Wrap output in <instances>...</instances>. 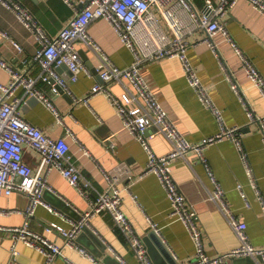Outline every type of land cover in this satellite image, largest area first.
<instances>
[{"label": "crops", "instance_id": "obj_1", "mask_svg": "<svg viewBox=\"0 0 264 264\" xmlns=\"http://www.w3.org/2000/svg\"><path fill=\"white\" fill-rule=\"evenodd\" d=\"M20 1L33 13L50 37L57 36L75 15L73 7L64 0ZM195 4L198 10H202L205 0H195ZM78 8L81 9L82 5ZM225 22L231 37L264 77V14L254 8L248 0H238L225 17ZM88 33L117 66L126 68L133 64V52L121 40L108 20L95 19L89 25ZM206 35V32L201 30L191 34L188 39L193 42ZM213 41L218 46L217 52L206 42L192 44L188 50V58L202 84L208 88L209 96L214 106L221 111L226 125L240 128L243 151L247 153L253 176L249 174V168L242 159V151L230 139L208 146L204 154L216 180L225 191L227 206L245 223L253 245L264 248V210L257 194L259 190L264 198V128L260 122L249 118L246 105L240 94L232 88L229 75L237 82L245 100L258 118H264V97L247 76L241 57L236 54L224 34H215ZM13 42H18L23 50H18ZM76 45L80 52L88 56L90 65L93 64L98 71L99 58L94 50L82 41ZM39 47L40 43L33 32L13 11L0 4V56L18 70L38 77L41 66L35 61L34 55ZM84 62L89 72H81L79 80L71 84L72 94L65 92L68 97L58 91L54 92L48 84L38 83L61 113L62 122L42 100L32 96L24 97L20 106L22 116L42 128L52 138H61L70 130L72 135H67L66 138L70 153L83 175L100 190L109 188L106 173L114 177L119 188L124 189L123 210L139 237L143 239L153 229L152 222L156 223L157 232L173 253L175 262L189 264L196 254L195 243L182 220L169 217L170 201L159 178L155 174H144L148 154L141 142L126 129L117 109L106 94L93 96L89 104L75 101V98L87 96L99 81L96 72ZM141 70L187 140L194 144L201 143L220 131L218 117L202 103L197 91L189 84L179 58L145 63ZM59 72L69 80L71 72L67 67L60 68ZM10 79V73L0 65V84L6 85ZM125 83L130 86L126 79ZM111 89L117 95L124 91L121 84H113ZM15 96L23 97L24 91L20 89ZM150 133L151 130L146 135ZM150 144L158 155H165L173 149L172 142L163 135L152 139ZM39 160L34 150L26 148L25 161L28 164L35 168ZM173 174L181 192L198 212L206 253L217 256L237 247L239 240L230 227L223 204L212 199L215 186L198 155L190 151L185 158L175 160ZM252 177L256 185L252 184ZM48 179L55 192H45L44 201L59 213L39 206L30 218V226L34 231L63 245V235L57 230L48 233L47 228L52 223L69 226L70 220L78 221L79 215L90 210V204L58 170H52ZM239 185L242 186L241 190ZM127 187L131 193L125 190ZM57 198L64 200L70 211L66 205H61ZM28 204L29 198L25 194L0 196V210L6 211V214L0 213L2 264H7L12 257L14 239L11 229L25 224L27 217L24 211ZM89 223L90 228L108 246L103 256L97 255V252L103 253L102 247L94 242L91 236L86 235L81 241L77 238V244L85 249L90 257L84 256L77 249L65 248L64 254L56 256L52 264H68L67 259L78 264H105L106 256H112L122 264H138V257L131 249L128 238L110 213L98 214L91 218ZM17 249L20 264H48L42 252L24 242H19ZM159 253L163 257L162 264H171L162 252ZM258 261L259 259L252 257H239L229 263L259 264Z\"/></svg>", "mask_w": 264, "mask_h": 264}, {"label": "built area", "instance_id": "obj_2", "mask_svg": "<svg viewBox=\"0 0 264 264\" xmlns=\"http://www.w3.org/2000/svg\"><path fill=\"white\" fill-rule=\"evenodd\" d=\"M64 1L73 7L75 15L57 36L50 37L33 13L20 0H0V4L13 11L39 41L40 47L34 59L41 66L39 76L33 77L25 71L18 70L0 56V65L11 75L8 84H0V196L21 193L29 198V204L24 211L27 217L25 224L22 227L11 229L14 243L11 251L12 257L7 264H20L17 259L19 242H24L42 252L48 264H52L56 256L63 255L65 248L77 249L84 256L90 257L85 249L78 246L77 238L83 226L90 225L91 218L105 212L113 216L120 230L128 238L131 249L138 257V264H154L146 245L123 210L124 189L119 188L116 179L106 173L109 188L100 190L83 175L74 161L66 139L67 135H72L70 130H67V134L61 138H52L42 128L28 122L22 116L20 106L24 97L32 96L42 100L62 122L61 113L38 86V83L43 82L50 85L54 92H57L56 86L59 85L65 92L72 94L71 84L79 80L81 72H89L76 45L79 41L92 48L99 58L97 70L102 82H96L87 96L75 98V101L89 104L93 96L106 94L117 109L126 129L141 142L148 154L144 174H155L159 178L170 201L169 217L182 220L195 243L196 254L189 264H230L232 259L239 257H252L259 259V264H264V248L253 245L245 223L227 206L225 191L216 180L204 154L208 146L224 139H230L242 151V159L249 168L247 153L243 151L240 128L226 125L221 111L214 106L209 96L208 88L202 84L188 58V50L192 44L198 45L206 42L217 52L218 46L213 38L215 34L223 33L236 54L241 57L247 76L264 97V77L231 37L225 22V17L238 0H205L202 10H198L195 0ZM248 1L264 14V0ZM79 5H82L81 9L78 8ZM98 18L108 20L121 40L131 49L135 56L131 66L126 68L117 66L90 36L88 27ZM201 30L207 34L204 38L195 39L193 42L188 39L191 34ZM4 35L7 34L4 33ZM13 44L18 50H23L18 42H13ZM165 58H179L182 61L189 84L197 91L202 103L210 108L219 119L220 131L216 135L206 138L201 143H191L181 134L168 111L155 95L141 69L145 63ZM63 65L71 72L69 80L59 72ZM125 79L128 80L130 86L125 83ZM229 79L232 82V88L240 94L246 105L249 118L260 122L264 128V118L255 116L232 75H229ZM113 84H121L124 91L117 95L111 89ZM20 89L24 91V96L16 97ZM149 130L151 133L147 136L146 133ZM158 135H163L172 142L171 152L165 155L155 153L150 141ZM111 145L114 144L111 143ZM26 148L38 154L40 160L37 167L34 168L25 161ZM190 151L195 152L204 164L215 186L212 199L219 200L223 204L230 227L239 240L237 247L217 256H210L206 253L198 212L181 192L173 174L175 160L185 158ZM54 169L58 170L90 204V210L81 214L80 220H70L69 226L52 223L47 228L48 233L57 230L63 235V245L34 231L30 226V218L39 206H45L50 212L59 213L44 201V193L47 190L55 192L48 179L49 173ZM249 174L253 176L250 168ZM252 184L256 185L253 177ZM241 187V185L238 186L240 190ZM125 190L131 193L130 188L127 187ZM257 194L264 210V198L259 190ZM133 197L136 199L135 195ZM0 213L6 214V211L0 210ZM152 228L157 231V224L152 222ZM67 263L78 264L70 259H67Z\"/></svg>", "mask_w": 264, "mask_h": 264}, {"label": "water", "instance_id": "obj_3", "mask_svg": "<svg viewBox=\"0 0 264 264\" xmlns=\"http://www.w3.org/2000/svg\"><path fill=\"white\" fill-rule=\"evenodd\" d=\"M80 54H81L82 58L84 59V61H86L87 64L90 67H92V70L96 72L99 81L102 82V79H101V76H100L99 72L96 71V68L93 66V64L90 65L91 62L89 61L88 56L84 52H80ZM65 67L66 66L63 65L60 68H65ZM52 82H54V81H52ZM56 89H57V91L59 93L64 94L66 97L69 96V95H67L65 93L64 89L61 86L57 85ZM46 192H51V191L47 190ZM57 199L61 202V205L62 204H63V206L66 205V207L68 206L64 200H62L60 198H57ZM67 209H68V211H70V208L67 207ZM77 219L80 220L81 219V215H79L77 217ZM86 235H87V237H88V235L91 236V238H93V241L97 242L102 247V252L103 253L101 254L100 252H97V255L98 256H103V254L106 251L108 246L103 243V241L99 238V236L95 233V231L90 228V226L88 224H85L83 226L82 232L80 233V235L78 237V240L81 241L82 238L86 237ZM142 240L146 244L147 249H148V253H149L152 261L154 262V264H162L163 263V257L160 255L159 252H162V254L164 255L165 259L168 260L171 264H177L175 262V258H174L173 253L168 248V246L164 242L163 238L160 236V234L156 230H154V229L150 230L148 232V234ZM88 244H90V243H88ZM104 262H105V264H122V263L119 262V260H117L116 258H113L112 256H106V259H105Z\"/></svg>", "mask_w": 264, "mask_h": 264}, {"label": "rangeland", "instance_id": "obj_4", "mask_svg": "<svg viewBox=\"0 0 264 264\" xmlns=\"http://www.w3.org/2000/svg\"><path fill=\"white\" fill-rule=\"evenodd\" d=\"M161 21H162V23L166 26V23H165V21L161 18Z\"/></svg>", "mask_w": 264, "mask_h": 264}]
</instances>
